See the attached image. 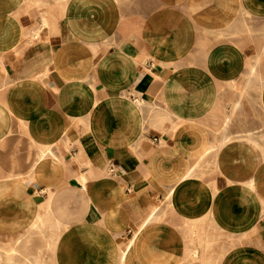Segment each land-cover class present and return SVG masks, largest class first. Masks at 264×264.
<instances>
[{
	"label": "crops",
	"instance_id": "crops-1",
	"mask_svg": "<svg viewBox=\"0 0 264 264\" xmlns=\"http://www.w3.org/2000/svg\"><path fill=\"white\" fill-rule=\"evenodd\" d=\"M52 1L0 0V264H264V0Z\"/></svg>",
	"mask_w": 264,
	"mask_h": 264
},
{
	"label": "rangeland",
	"instance_id": "rangeland-1",
	"mask_svg": "<svg viewBox=\"0 0 264 264\" xmlns=\"http://www.w3.org/2000/svg\"><path fill=\"white\" fill-rule=\"evenodd\" d=\"M61 1V2H60ZM71 1V0H70ZM69 0H53L52 3L48 2L50 5H54L56 8H61V9H64V7H67L69 6V3H70ZM59 2V3H58ZM64 2V3H63ZM65 4V5H64ZM59 5V7H58ZM62 5V6H61ZM254 76L257 77V78H260L259 74H255V69H254Z\"/></svg>",
	"mask_w": 264,
	"mask_h": 264
},
{
	"label": "bare ground",
	"instance_id": "bare-ground-1",
	"mask_svg": "<svg viewBox=\"0 0 264 264\" xmlns=\"http://www.w3.org/2000/svg\"><path fill=\"white\" fill-rule=\"evenodd\" d=\"M43 1H46V0H43ZM64 1V0H63ZM39 2V1H38ZM41 2H42V0H41ZM61 2V1H60ZM47 3V2H46ZM59 3V2H58ZM64 3V2H63ZM42 4V3H41ZM49 4V3H48ZM37 5V4H36ZM46 5V4H45ZM45 5H43L44 7H45ZM65 5V4H64ZM40 6V5H39ZM47 6V5H46ZM62 6V5H61ZM41 7V6H40ZM58 7H59V5H58ZM46 8V7H45ZM53 8V7H52ZM45 10V9H44ZM44 10H42V12L44 11ZM66 10H67V7H65L64 8V10H63V13H61L62 14V16L64 15V14H66ZM49 11V10H48ZM54 11V10H53ZM60 11V10H59ZM41 12V13H42ZM53 14V13H52ZM50 18V17H49ZM53 19V18H52ZM46 20H48V17H46L45 16V19L43 20V23H44V25L46 24ZM41 24V23H40ZM44 27V26H43ZM43 27H42V29H43ZM45 29H47V31L49 30L48 28H46V27H44ZM38 32H39V29H37L36 31H35V33L36 34H38ZM34 33V32H33ZM39 35V34H38Z\"/></svg>",
	"mask_w": 264,
	"mask_h": 264
}]
</instances>
